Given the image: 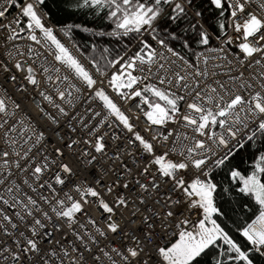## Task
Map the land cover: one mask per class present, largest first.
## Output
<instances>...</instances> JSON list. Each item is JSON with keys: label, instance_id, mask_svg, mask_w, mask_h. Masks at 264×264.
I'll return each instance as SVG.
<instances>
[{"label": "snow or ice", "instance_id": "1", "mask_svg": "<svg viewBox=\"0 0 264 264\" xmlns=\"http://www.w3.org/2000/svg\"><path fill=\"white\" fill-rule=\"evenodd\" d=\"M61 3L109 29L0 0V264L264 259V0ZM74 30L116 48H70ZM233 190L240 240L218 203Z\"/></svg>", "mask_w": 264, "mask_h": 264}, {"label": "trees", "instance_id": "2", "mask_svg": "<svg viewBox=\"0 0 264 264\" xmlns=\"http://www.w3.org/2000/svg\"><path fill=\"white\" fill-rule=\"evenodd\" d=\"M48 3L49 11L52 13L51 21L58 27L72 23L91 27L96 31L109 29V25L102 17L95 16L94 14H86L84 11H75L72 6L62 4L61 0H56V2L48 0ZM71 40L79 45L86 53L95 55L97 58L101 55L104 47L116 48L115 41H111L107 37H93L81 30H74ZM92 45L96 46L97 50L95 52L92 51ZM241 155H243V153H241ZM216 179L222 186H227L226 173H221ZM246 199V197H241L235 193V190H233L232 194H224L223 199L218 198V203L222 204L228 216L231 218L230 220H225V224L232 231V234L237 240L241 238L235 232L236 226L243 223L245 218L251 215L250 212H243L239 207ZM224 200H228L230 203H224ZM255 264H264V259L257 258Z\"/></svg>", "mask_w": 264, "mask_h": 264}, {"label": "built area", "instance_id": "3", "mask_svg": "<svg viewBox=\"0 0 264 264\" xmlns=\"http://www.w3.org/2000/svg\"><path fill=\"white\" fill-rule=\"evenodd\" d=\"M51 24L54 25V26H57L56 24H54L52 21H51ZM58 27V26H57ZM58 34V37L63 41L65 42L70 48L72 47V44L74 43L72 40H69L67 37H64L63 36V33L62 32H57ZM0 82H2V79H0ZM9 88L10 90L13 91V95L15 96L16 99L20 100L21 97H20V94L18 92H16L14 89L11 88V85H9ZM37 99H39V97H37ZM22 104L28 109L29 113L32 115L33 119L36 118V111L35 109L33 108L32 106V102L30 99H24L21 101ZM38 123H41L40 121H37ZM145 127V124L144 123H140L139 124V128L141 131H143ZM145 135H148V133H144ZM50 139L52 140V142L54 143L55 142V137H50ZM50 147H51V144H50ZM114 147V145H113ZM121 147H123V143H121ZM159 151V149H158ZM66 163H70L71 166L74 168V169H77L78 170V175L80 176L81 180L85 179V178H89L91 179L89 176H88V173L86 171H84L83 169H81L79 167V165L77 164V162L74 160V159H71L69 158L68 160L65 161ZM107 167V165H105ZM100 173H99V169H96L94 172H93V175L94 176H98ZM110 178V177H109ZM94 182V181H92ZM135 183L133 181V188H135ZM167 190V186L165 185L164 188H162L161 190V193L163 194L164 191ZM135 193H133L134 195ZM174 199L176 198L175 196L173 197ZM89 212H90V215H92L93 217L97 216V213L94 211V210H91L89 209ZM185 215H187L188 213L185 212L184 213ZM125 217H127V213H125ZM193 220L196 219V216L193 215ZM126 227H134L133 225H127Z\"/></svg>", "mask_w": 264, "mask_h": 264}]
</instances>
